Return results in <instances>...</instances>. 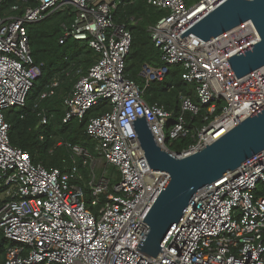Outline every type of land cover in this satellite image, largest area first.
I'll return each mask as SVG.
<instances>
[{
    "label": "built area",
    "instance_id": "2783aa9c",
    "mask_svg": "<svg viewBox=\"0 0 264 264\" xmlns=\"http://www.w3.org/2000/svg\"><path fill=\"white\" fill-rule=\"evenodd\" d=\"M224 1L189 6L185 0H148L167 14L150 28L163 64L145 63L142 83L125 73L133 34L127 22L115 19L123 0H24L12 7L22 14L0 13V232L10 244L4 264H264V149L197 192L163 253L152 260L136 249L149 228L142 221L168 175L152 171L131 121L145 115L158 144L184 157L264 106V66L238 78L227 59L260 40L252 20L208 41L180 36ZM67 8L75 16L62 23L60 42L86 40L98 58L86 72L78 69L64 99L63 122L86 120L99 155L61 140L57 145L66 147L68 162L49 168L12 144L7 113L27 105L42 75L28 26ZM174 64L183 65L182 77L196 84L199 98L182 95L179 112L145 97L151 82L163 80ZM60 83L54 80L39 101L53 96ZM106 102L109 109L91 115ZM203 110L200 125L187 121L186 112L194 118ZM35 111L37 127L48 125V109L37 103ZM182 138L191 141L172 150Z\"/></svg>",
    "mask_w": 264,
    "mask_h": 264
},
{
    "label": "trees",
    "instance_id": "16d2710c",
    "mask_svg": "<svg viewBox=\"0 0 264 264\" xmlns=\"http://www.w3.org/2000/svg\"><path fill=\"white\" fill-rule=\"evenodd\" d=\"M1 1L0 13L2 15L23 13V9L13 11L12 7L17 4L23 6L24 0ZM185 1L189 5L194 0ZM199 1L197 0V3ZM28 3L35 5L33 1ZM70 10L67 8L55 12L46 19L28 26L32 55L36 63L42 64V75L30 92L27 105L15 107L7 113V119L11 123L12 144L29 151L35 162L43 161L49 168L63 167V160L69 158L66 147L57 145L59 141L64 140L80 144L91 150L90 152L96 143L86 132V120L83 122L75 120L67 124L63 122L65 115L64 99L78 78V69L86 72L98 58V54L86 40L69 37L64 43L60 42L62 23L71 24L75 16V13L70 12ZM166 14L167 11L158 9L148 0H123L120 4L115 19L118 22H127L133 34V45L125 71L128 78L142 83L139 74L145 63H151L155 66L163 64L160 49L151 37L150 28ZM131 17H135V22L131 21ZM183 72L182 64L172 65L163 80L151 82L145 94L146 100L148 102L158 101L168 109H175L177 112L181 111L182 95L191 96L195 102H199L196 84L187 83L182 77ZM56 79H59L61 83L55 94L39 101L40 95ZM174 100L176 101L175 104ZM37 103L45 106L52 114L48 125L37 127L39 121L35 111ZM107 109H109L108 102L102 103L90 113L97 115ZM204 111L194 118L190 112H186L187 121H190L194 126L200 125ZM41 135H45L44 141L40 140ZM189 141H191L190 138L179 139L175 141L171 149L179 151L187 146ZM51 150L53 152H50ZM79 163L81 166L82 158H79ZM83 172L87 177L88 169L83 168ZM114 172L111 169V174ZM260 193L264 194V191H260ZM9 245L3 232H0V264H4Z\"/></svg>",
    "mask_w": 264,
    "mask_h": 264
},
{
    "label": "water",
    "instance_id": "95a60500",
    "mask_svg": "<svg viewBox=\"0 0 264 264\" xmlns=\"http://www.w3.org/2000/svg\"><path fill=\"white\" fill-rule=\"evenodd\" d=\"M248 20L254 22L260 40L227 58L239 78L264 66V0H225L180 36L192 33L208 41ZM131 122L152 171L168 173L164 187L142 221L149 228L136 248L153 260L163 253L164 244L197 192L264 149V106L215 142L184 157L158 144L145 115Z\"/></svg>",
    "mask_w": 264,
    "mask_h": 264
},
{
    "label": "rangeland",
    "instance_id": "374dc122",
    "mask_svg": "<svg viewBox=\"0 0 264 264\" xmlns=\"http://www.w3.org/2000/svg\"><path fill=\"white\" fill-rule=\"evenodd\" d=\"M195 3H197V0H194L191 4H189V5H193V4H195ZM175 100H174V104H175ZM85 148V147H84ZM91 151V150H90ZM92 154H94V155H99V153H98V151L95 149V147H94V149L92 150V152H91ZM64 160H66V162H68V158H66V159H64ZM64 160H63V162H64ZM82 162H83V158H82ZM108 169H109V174L111 175V169H112V167L111 166H108ZM98 171L99 172H101L99 169H98ZM114 182H116V181H113V183ZM88 192V197H90V191H87Z\"/></svg>",
    "mask_w": 264,
    "mask_h": 264
},
{
    "label": "bare ground",
    "instance_id": "6f19581e",
    "mask_svg": "<svg viewBox=\"0 0 264 264\" xmlns=\"http://www.w3.org/2000/svg\"><path fill=\"white\" fill-rule=\"evenodd\" d=\"M168 173L166 174V177H167Z\"/></svg>",
    "mask_w": 264,
    "mask_h": 264
}]
</instances>
